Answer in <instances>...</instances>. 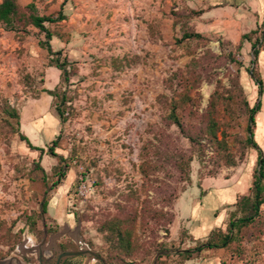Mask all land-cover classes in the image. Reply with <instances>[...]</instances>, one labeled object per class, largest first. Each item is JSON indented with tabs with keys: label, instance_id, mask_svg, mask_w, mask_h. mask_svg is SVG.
Segmentation results:
<instances>
[{
	"label": "rangeland",
	"instance_id": "rangeland-1",
	"mask_svg": "<svg viewBox=\"0 0 264 264\" xmlns=\"http://www.w3.org/2000/svg\"><path fill=\"white\" fill-rule=\"evenodd\" d=\"M16 1L33 3L39 15L66 14L46 25L52 50L68 60V79L50 65L42 32L0 22V260L25 256L27 235L39 244V226L28 217L40 223L42 199L52 237L44 253L65 227L78 242L68 249L108 256L106 226L118 219L133 230L134 264H154V243L170 254L162 264H183L177 253L201 242L191 235L226 232L253 192L257 149L246 127L258 102L254 140L264 152V85L255 82L258 75L264 83V0ZM184 31L203 37L181 39ZM43 89L64 93L63 117ZM211 101L222 144L206 136ZM174 103L183 130L168 118ZM3 105L16 109L18 126ZM20 133L44 152L28 148ZM83 182L89 188L81 193ZM261 184L259 212L233 229L221 264H264V177ZM86 260L102 264L89 255L75 262Z\"/></svg>",
	"mask_w": 264,
	"mask_h": 264
},
{
	"label": "trees",
	"instance_id": "trees-1",
	"mask_svg": "<svg viewBox=\"0 0 264 264\" xmlns=\"http://www.w3.org/2000/svg\"><path fill=\"white\" fill-rule=\"evenodd\" d=\"M25 18V19H24ZM66 19V14L59 10L55 14H49V15H39L35 12V7L33 3L27 4L24 8L21 7L16 0H2L0 2V22L5 25L7 29L10 30H16V31H23L26 32L25 24H31L33 27L37 28L40 32L44 34V39L39 41V45L45 48L48 51L49 54V62L50 65L55 66L61 71V77L63 80L68 79V72H67V65L68 60L66 57H63L60 59V51H53L50 40L54 36V33L47 27V23H57L62 20ZM262 26V25H261ZM260 26V28H261ZM203 35L197 32H190V31H184L181 39L186 38H202ZM243 38L248 37L247 34H243ZM259 40V39H258ZM258 40L253 43V55L255 58H257L259 54V48H256V45L258 43ZM238 48H240V44L238 45ZM254 74V72H253ZM255 75V74H254ZM255 82L257 85L262 87L264 85L263 81L258 75H255ZM43 91L47 92L49 95L54 97V106L57 114L60 117H63L64 114V104H65V98L64 93H60L58 89L50 90V89H43ZM261 103H254L249 108V115H248V124L246 127L247 131V142L251 144L254 148L257 149V158H256V165L257 168L255 169V180H254V187L253 192L251 196H247L243 198L238 203V207L243 211V214L241 216L236 217L233 213V217L229 220L228 228L226 232L217 231L212 233L211 235H208V237L205 240H202L200 243L195 245L192 248H186L177 253V255H180L184 260L190 259L199 253L203 251L204 249L209 248H224L225 250L229 249L231 247V244L234 243V237L231 235L234 228L244 225L247 223L252 222L258 212L259 207L263 203V197H262V187L261 182L262 178L264 177V152L263 150L258 146L257 142L254 140V128L256 125L255 120V114L260 110ZM178 106L174 103L171 105L170 112L168 115V118L172 120L173 123H175L181 130H183L182 122L180 121V118L178 117L177 112ZM213 102H210L209 110L207 111L208 118H207V126L205 128L206 136L208 139L212 142H215L216 144H222L223 141H218L216 138V129H217V123L211 116L213 112ZM2 112L6 114L10 118H15L16 125H19V114L16 111V109L11 108L9 105H3ZM20 140L24 141L28 148L39 151L40 154L44 152L43 147L35 146L33 145L30 140L25 136L24 134H19ZM192 140V137H190ZM56 144V139L52 141V145L49 146V152L53 155L54 148L53 146ZM188 165V160H184L182 165L179 167L181 170H184V166ZM37 170L39 169L42 171V169L39 167L38 164H36ZM144 175L148 176V173L146 170L143 169ZM60 176H64V173H60ZM45 176H42L43 183L45 182ZM178 198V196H176ZM47 203L45 199H42V201L39 203V210H38V216L40 223H36L35 219H28L31 221L29 224L31 226L34 225V228L39 226L38 230L40 235L43 233V222L45 223L44 219H42L43 214L47 212L46 209ZM41 208V210H40ZM143 215L145 213H142ZM106 235H108L107 239L110 241V244L112 245L111 254L109 253L108 256L101 255V258L105 261L106 264H134L135 261L138 259L137 254L134 252V247L136 246L134 241H136L132 236L133 230L126 229L122 227V222L120 220H113L109 221L106 226ZM136 235V234H135ZM70 243V245L68 244ZM67 242H61L59 243V246L61 249L65 250L70 247H75L74 243L70 240ZM152 254L153 257L158 254L157 257V264H162L163 257H168L170 254L162 253L166 249L163 248L162 243H154L152 246ZM153 264V263H152Z\"/></svg>",
	"mask_w": 264,
	"mask_h": 264
},
{
	"label": "flooded vegetation",
	"instance_id": "flooded-vegetation-1",
	"mask_svg": "<svg viewBox=\"0 0 264 264\" xmlns=\"http://www.w3.org/2000/svg\"><path fill=\"white\" fill-rule=\"evenodd\" d=\"M40 210H41V208H40ZM42 219H44V217H42ZM62 229H64V227H63ZM60 233H62V234L60 235ZM45 234H46L45 242H42V239H43V237L45 236ZM50 234H51V233H49V232L47 231L46 224L43 222V233H42V236L40 237V242H39V244H38V245H35V241H34L33 244H29V245L27 246V249H24V250H25V253H24L25 256H22L21 254H19V255H20V260H21V262H23V263H29V264H39V258H41L43 264H57L56 262H57V256H58L59 250H63V249L60 248L59 243L62 242L63 238H64L65 236H67V238H68L70 241L74 242L75 244L78 243V242L76 241V239H74V238H72V237L70 236L69 233H67V232H65V231H63V230H60V231H59V230H56V231H55V234L53 235V236L55 237V239H54V243H52V244L50 243V244H51V245L49 244L50 249L47 250V251L44 253V251H43V249H42L41 246H42L43 244H46L47 242H49V241L51 240L52 237H51ZM77 234H78V233H77ZM22 242H23V241H22ZM22 242H21V243H22ZM30 245L36 246V247H38V248H35V247H34V249H33V247H32L31 249H28V247H29ZM53 246H54L55 248H53ZM18 247H19V244L16 245V249H17V250H18ZM76 247H77V249L79 248V246H77V245H76ZM19 249H20V248H19ZM17 250H16V252H17ZM65 250H66V249H65ZM75 250H76V249H75ZM19 253H20V252H19ZM19 255L17 254L16 257H19ZM78 256H79V255L72 256V257H66V258H64V259L61 260L60 264H76L75 259H76ZM18 259H19V258H18Z\"/></svg>",
	"mask_w": 264,
	"mask_h": 264
},
{
	"label": "water",
	"instance_id": "water-1",
	"mask_svg": "<svg viewBox=\"0 0 264 264\" xmlns=\"http://www.w3.org/2000/svg\"><path fill=\"white\" fill-rule=\"evenodd\" d=\"M45 238H46V234L43 237L42 242H45ZM76 255H89L99 260L102 264H106L105 261L101 258V256L98 253H96L95 251H93L92 249L88 247H86L85 249H81L79 247L76 250L74 249L59 250L56 263L60 264L62 259L66 257L76 256ZM157 257H158V254H156L154 257V264H157ZM0 264H29V263H23L17 257H6L0 260ZM39 264H43L41 258H39Z\"/></svg>",
	"mask_w": 264,
	"mask_h": 264
},
{
	"label": "crops",
	"instance_id": "crops-1",
	"mask_svg": "<svg viewBox=\"0 0 264 264\" xmlns=\"http://www.w3.org/2000/svg\"><path fill=\"white\" fill-rule=\"evenodd\" d=\"M34 117H39V116H32V118H34ZM40 120H37V121L39 122ZM64 231L71 235L69 229H65V227H64ZM207 237H208V235H191V239H193V240H199L200 239L202 241V240H205ZM216 251L217 250H215V252ZM215 252H213L211 250L204 249L203 251H201V253H199L195 257L184 260L183 264H221L220 260L222 257H224V254L226 251L224 249V252H218V251H217V253H215ZM210 257L213 258V259H211L212 260L211 263H209Z\"/></svg>",
	"mask_w": 264,
	"mask_h": 264
},
{
	"label": "bare ground",
	"instance_id": "bare-ground-1",
	"mask_svg": "<svg viewBox=\"0 0 264 264\" xmlns=\"http://www.w3.org/2000/svg\"><path fill=\"white\" fill-rule=\"evenodd\" d=\"M34 237H32L31 235H27L24 242L20 245V247L22 248V251H24L23 249H27V246L29 244H33L34 243ZM92 260H87L85 262V264H92Z\"/></svg>",
	"mask_w": 264,
	"mask_h": 264
},
{
	"label": "built area",
	"instance_id": "built-area-1",
	"mask_svg": "<svg viewBox=\"0 0 264 264\" xmlns=\"http://www.w3.org/2000/svg\"><path fill=\"white\" fill-rule=\"evenodd\" d=\"M88 188H89L88 184H86L85 182H83V183L81 184L80 188H79V191H80L81 193H84L86 190H88Z\"/></svg>",
	"mask_w": 264,
	"mask_h": 264
}]
</instances>
